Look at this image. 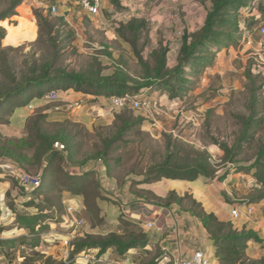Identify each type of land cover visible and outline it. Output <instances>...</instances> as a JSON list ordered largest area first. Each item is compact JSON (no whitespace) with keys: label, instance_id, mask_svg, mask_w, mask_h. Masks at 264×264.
<instances>
[{"label":"trees","instance_id":"trees-1","mask_svg":"<svg viewBox=\"0 0 264 264\" xmlns=\"http://www.w3.org/2000/svg\"><path fill=\"white\" fill-rule=\"evenodd\" d=\"M209 1L210 8L202 27L182 37L176 63L172 68L167 66V50L162 47L151 51L147 59L142 57L139 41L145 29L144 22L131 18L117 25L115 32L118 38L129 46L141 70L138 76H131L121 66H116L110 74L104 75L95 61L85 68L72 69L64 62L65 49L71 45L74 36L68 23L63 16L51 15L43 9H33L32 16L36 24L34 48L39 54L36 51L30 54L24 71L18 76L9 57V53L15 49L2 46L6 36L2 24L13 22L23 0H0V125L7 124L13 112L27 107L34 97L41 98L51 92L72 91L93 99H110L125 95L135 97L141 90H157L169 99L183 97L188 87L195 83L185 77L199 75L205 63L206 57L202 55L204 52L212 54V48L217 52L221 47L241 42L239 14L241 11L250 12L257 0ZM109 3L112 12L113 8L122 11L120 0H109ZM248 79L251 83L250 104L248 114L239 119L241 127L238 136L232 145L216 141L214 144L223 154V164L228 166L219 180L236 172L251 176L255 186L242 204L260 205L264 209V137L257 136L264 125V117L257 111L258 98L252 89V80L250 77ZM143 123V119L134 116L132 110H121L113 116L111 126L114 131L107 135L99 133L96 136L97 143L92 145L82 159H78L82 144L74 134L63 123H48L47 115L38 112L26 120L23 136L5 139L0 135V161H8L24 175L40 176L39 185L29 191L32 200L26 206L34 207L33 200L40 196L45 198L47 208L71 197H79L85 210L97 214L103 197L96 176L87 171H68L66 165L79 168L91 162H100L105 176L114 179V164L122 156L130 157L135 146L149 137L143 130ZM74 127L78 130L75 133L78 136H88L83 127L78 124H74ZM249 148L254 150L253 154L250 158H244ZM140 167V164L133 165L126 173V179H115L117 185L121 187L129 180L127 178L133 179L130 182L132 186L138 184L135 178L140 179L141 183L150 184L161 178L189 182L202 179L208 182L217 176L206 151L193 149L171 138L167 139L163 155L157 160L151 159L145 167ZM151 199L160 207L175 206L198 220L215 247L219 264H263V261H251L246 256L247 244L259 241L256 233L237 231L231 223L219 222L213 214L205 212L191 195L179 196L170 192L164 199ZM10 209L15 213L19 227L26 229L28 235L8 239L0 237V257L10 260L15 250L25 245L29 247L30 254L18 249L19 257L23 264H33L42 258V254L35 249L51 230L49 225L57 223L59 219L44 215L42 210L29 216L18 213L13 206ZM45 220L48 221L45 223ZM119 220L118 228L104 236L75 238L70 243L66 261L47 257L40 264H74L80 253L90 250H97L96 257L113 250L116 261L131 258L132 264H161L167 255L157 246L151 251L145 249L152 241L139 223L123 217ZM4 230L0 227V233ZM131 250L135 253L129 254Z\"/></svg>","mask_w":264,"mask_h":264},{"label":"rangeland","instance_id":"rangeland-1","mask_svg":"<svg viewBox=\"0 0 264 264\" xmlns=\"http://www.w3.org/2000/svg\"><path fill=\"white\" fill-rule=\"evenodd\" d=\"M61 6L63 7L59 11L56 9L54 16H62L61 13L70 15L68 26L74 33L71 45L65 49V64L77 70L95 61L104 75L110 74L116 66H121L131 76H138L141 70L129 46L118 38L113 29L114 23H117L114 19L123 15L120 21L126 22L133 18L144 22L145 29L139 41L142 57L147 59L151 51L162 47L167 50V66L172 68L176 63L175 58L182 37L191 35L202 27L210 8V1L120 0L122 11L118 8H113V12H111L112 9H101V19L106 22L105 27H100L97 19L84 15L75 0H63ZM66 9H70V12L65 11ZM71 11H74V14ZM17 15H19L18 12ZM12 21L11 23L6 21L2 26L7 31L6 41L13 45L2 44V46L15 49L9 53V57L12 59L15 72L20 76L30 54L36 51L34 48L35 29L33 23L27 18L21 20L13 18ZM17 21H19L18 26H16ZM263 26L264 0H261L254 3L250 12L241 11L239 14L238 31L242 35L239 44L221 47L217 52L212 48L211 51H214L212 54L208 52L202 54L206 57L205 63L200 68L199 75L185 77L195 83L188 87L183 97L169 99L166 94L157 90L146 92L143 109L132 111V114L143 119V130L149 137L140 145L135 146L130 157L122 156L114 164V181L117 178L126 179L128 176L126 173L133 165L140 164L142 168L148 165L151 159L157 160L163 155L168 138L193 149L206 151L216 170V175L224 173L225 167L228 166L223 164V154L214 141L232 145L233 140L238 136L241 127L239 119L248 114L250 104L251 83L248 77L253 82L252 89L258 98L257 111L264 117V34L260 33ZM33 39L34 41H31ZM36 54L38 55L39 52L36 51ZM69 93L70 95L57 92L55 100H48L44 97L41 106L34 108L33 111L24 112V118L9 120L7 124L0 125V135L5 139L19 138L24 135L26 124V122H21L22 119L27 120L38 112L46 115L58 113L57 115H61L59 119L49 118L48 123L65 124L67 130L72 135L74 134L76 140L82 144L78 156V159H82L91 150L92 145L97 143L96 136L99 133L107 135L114 131L111 126V114L113 113L108 104L101 106L96 100L91 98L85 100L87 98L76 96V94L83 95L82 93ZM85 103L91 104V107L85 108L84 113L77 112ZM82 113H86V118L90 119L85 123L87 126L77 122ZM74 124L83 127L88 132V136L81 137L75 134L78 130L75 129ZM257 136L264 137V125L258 131ZM253 151L252 148L247 149L244 158H250ZM66 169L79 173L84 171L104 173L100 162H91L79 168L67 164ZM38 178L40 176L24 175L20 169L8 161H0V227L5 229L0 233L1 238L27 237L28 235L27 230L17 224L16 215L11 211L10 206H13L20 214L30 216L42 210L44 215L52 216V218L56 216L59 219L57 223L49 225L52 233L49 231L35 249L36 252L42 254V258L33 264H40L47 257L56 261H66L70 253V250L64 246V240L67 237H72L73 241L75 238H83L87 235L97 237L109 233L111 228L105 222L106 209L101 206L104 203L108 205L110 202L116 205L110 199L121 193L109 191L107 185L100 187L103 200L99 202L97 214L85 210L79 197H71L58 202L54 207L47 208L45 198L40 196L33 200L34 207H28L26 204L30 199L32 200L29 195L30 189L27 186L28 181L31 180L33 183ZM253 181L251 182L254 185ZM239 199L243 200L241 197ZM68 206H73L76 210L69 214ZM263 211L261 207L260 218L262 219H264ZM122 212H124L123 209ZM117 213H121V208ZM47 221L45 220V223ZM18 249L30 254L29 247L24 245L15 250L12 259L0 257V264H23ZM85 255L91 259L96 258L88 251L82 252L76 257L74 264H112L111 262L97 263L87 259ZM107 259L111 261L110 257ZM115 259L113 257V260ZM144 259L147 260L148 257Z\"/></svg>","mask_w":264,"mask_h":264},{"label":"crops","instance_id":"crops-1","mask_svg":"<svg viewBox=\"0 0 264 264\" xmlns=\"http://www.w3.org/2000/svg\"><path fill=\"white\" fill-rule=\"evenodd\" d=\"M62 1L63 0H23V3L18 7L19 10L17 12L19 15L15 17V20L27 18L32 22L36 37V25L32 16V10L43 9L48 11L49 8L55 7L59 11L63 7L61 6ZM260 1L261 0H257L255 2ZM101 9H111L109 0H101L100 11ZM65 11L70 12V9H66ZM71 13L74 14V11H71ZM61 15L69 24L70 15H63L62 13ZM84 15L87 14L84 13ZM18 24L19 21H17L16 26H18ZM95 28L99 27L95 26ZM5 32L7 36V31L5 30ZM6 36L2 44H5L6 46L13 45L6 41ZM34 39L31 41H34ZM69 92L72 91L59 93L70 95ZM47 95L48 93L41 98L34 97L30 104L33 105L34 108H38V106H41L42 100L44 97H47ZM77 95L87 98L85 100H90L88 98L96 100L101 106H106V104H108V99H93L84 94V96L81 94H76V96ZM90 105L91 104L85 103L77 112L84 113L86 111L85 108H90ZM26 110L27 107L16 109L9 120L14 121L18 118H24V112ZM47 112L49 113V111H45V113ZM83 113L79 115V120L77 122L87 126L85 123L89 122L90 119H87V114ZM104 113H106V111ZM57 114L58 113H52L51 115H47V119H59L61 115ZM111 115L113 121L114 114ZM21 122H26V119H22ZM87 172L94 173L98 180L99 188L107 185L109 191L121 193L120 195L118 194L114 196L113 199H110L116 205L111 204V202L108 205L107 203H100V206L103 204L101 207L104 206L106 209L105 222L107 225L109 224V228H111L109 232H113L118 228L120 225V217L139 223L143 232L146 233L152 241V243L145 249L151 251L153 247L157 246L167 255L165 257L166 260H162L161 264L166 263L167 261L173 262L185 257L191 251L197 249L205 253L210 264H219L215 254V247L198 220L182 212L175 206H171L170 208L160 207L151 199V197L164 199L170 192H175L179 196L184 194L191 195L194 200L201 204L205 212L213 214L219 222L231 223L229 211L230 209L237 208L241 213V219L235 224H232L233 228L237 231H252L256 233L259 239L258 242L251 241L247 244L246 256L251 261H263L264 264V219L260 218L261 206H252L254 213L252 216L247 217L246 208L248 206L242 204L245 201L247 194L251 191V187L255 186L251 182L253 181L251 176L236 172L227 175L223 180H219V177L222 176L221 174L208 182H205L202 179H196L189 182L161 178L150 184L141 183L140 179L135 178L134 181L138 184L132 186L130 185V182L133 179L130 178L125 184L118 188L117 183L112 178L106 177L104 173L101 174L96 171ZM239 197L243 198V200L239 199ZM120 208L121 213H117ZM122 209L124 212H122ZM147 223H152V228L149 230L145 228V224ZM88 253H92L96 256L97 250H90ZM134 253V250L129 252V254ZM109 257L111 258V261L107 259ZM113 257H115L113 250H108L105 254L96 257L95 259L105 260V262L109 263L119 262L123 264L126 262V264H132L131 258L124 261H116L113 260Z\"/></svg>","mask_w":264,"mask_h":264},{"label":"built area","instance_id":"built-area-1","mask_svg":"<svg viewBox=\"0 0 264 264\" xmlns=\"http://www.w3.org/2000/svg\"><path fill=\"white\" fill-rule=\"evenodd\" d=\"M76 3L81 7V9L83 10L84 13H86L88 16L97 19L98 24L100 25V27H105L106 26V22L101 19V11H100V4H101V0H75ZM50 12L51 15H55L56 14V8L55 7H51L48 10ZM112 12V11H111ZM120 18H123L122 16H119L118 18L114 19L117 21V23H114V27L113 29H115L117 27V24L119 23H124L123 21H120ZM260 33L264 34V26L261 27L260 29ZM147 90H141L139 92V94L135 97H129L128 95L122 96V97H111L110 99H108V106L109 109L111 110V112L113 114L119 113L121 110L128 108L132 111H139L141 109H143L144 105H145V94H146ZM48 100H55L57 98V95L55 92H51L48 93L47 97ZM27 110L29 111H33L34 110V106L29 104L27 106ZM39 179V180H38ZM35 180V182H31L28 181V189H32L36 186L39 185L40 183V178H38ZM76 210V208H74L73 206H68L67 207V212L69 214H71L72 212H74ZM254 213V209L252 206H248L246 208V216H252ZM229 217H230V222L231 224H235L237 221H239L241 219V213L239 212V210L237 208H233L230 209L229 211ZM79 222V221H77ZM145 228L147 230L152 228V223H147L145 224ZM52 233V230H50ZM72 241V237H67V239L64 240V246L66 247L67 250H70V243ZM85 257L89 260L91 259V257H89L88 255H85ZM97 263H105V260H101V259H91ZM163 260H166V258H163ZM169 262V261H167ZM112 264H121L119 262L117 263H112ZM172 264H210L208 257L205 255L204 252H202L201 250H193L191 251L188 255H186L185 257H182L180 259H177L175 261L172 262Z\"/></svg>","mask_w":264,"mask_h":264}]
</instances>
